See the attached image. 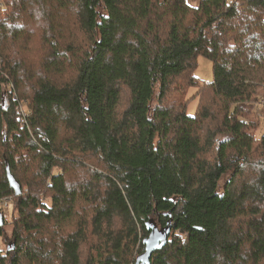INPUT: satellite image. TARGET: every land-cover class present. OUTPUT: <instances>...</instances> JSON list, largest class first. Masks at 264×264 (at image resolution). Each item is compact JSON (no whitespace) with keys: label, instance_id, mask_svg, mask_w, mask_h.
<instances>
[{"label":"trees","instance_id":"obj_1","mask_svg":"<svg viewBox=\"0 0 264 264\" xmlns=\"http://www.w3.org/2000/svg\"><path fill=\"white\" fill-rule=\"evenodd\" d=\"M260 95L264 0H0V264H264Z\"/></svg>","mask_w":264,"mask_h":264},{"label":"rangeland","instance_id":"obj_2","mask_svg":"<svg viewBox=\"0 0 264 264\" xmlns=\"http://www.w3.org/2000/svg\"><path fill=\"white\" fill-rule=\"evenodd\" d=\"M195 75L200 80H207V81L211 80L213 78L212 61L209 58H207V57H205L203 55H198V57H197V67H196V70H195ZM195 91H196V88H194V87L191 88L189 93H188V96H192ZM260 96H261L260 100L261 99L263 100L264 95L263 96L260 95ZM197 101H198V99L194 98L190 102V105L188 107L189 108L188 112L190 114L194 113L195 107L197 105ZM251 117L254 120H260V127L255 132L256 135L260 136V134L264 131V105H263V101H262L261 104L259 103V101L254 103V107H253V110H252ZM12 208H13V204H10V206L7 209H6V206H5V211L7 212L8 217H10ZM7 227H8L7 231H10V227L11 226H7Z\"/></svg>","mask_w":264,"mask_h":264},{"label":"water","instance_id":"obj_3","mask_svg":"<svg viewBox=\"0 0 264 264\" xmlns=\"http://www.w3.org/2000/svg\"><path fill=\"white\" fill-rule=\"evenodd\" d=\"M151 232L148 237L145 238V251L137 258L134 264H150L153 253L159 249H162L168 242L170 229L160 231L154 224L148 226Z\"/></svg>","mask_w":264,"mask_h":264},{"label":"crops","instance_id":"obj_4","mask_svg":"<svg viewBox=\"0 0 264 264\" xmlns=\"http://www.w3.org/2000/svg\"><path fill=\"white\" fill-rule=\"evenodd\" d=\"M190 4L197 5L200 0H188Z\"/></svg>","mask_w":264,"mask_h":264},{"label":"built area","instance_id":"obj_5","mask_svg":"<svg viewBox=\"0 0 264 264\" xmlns=\"http://www.w3.org/2000/svg\"><path fill=\"white\" fill-rule=\"evenodd\" d=\"M263 105H264V100H263ZM6 209L9 207L8 201L5 202Z\"/></svg>","mask_w":264,"mask_h":264}]
</instances>
